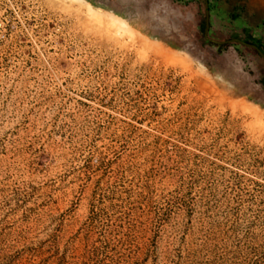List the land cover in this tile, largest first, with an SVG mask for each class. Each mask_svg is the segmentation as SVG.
<instances>
[{
  "label": "rangeland",
  "instance_id": "rangeland-1",
  "mask_svg": "<svg viewBox=\"0 0 264 264\" xmlns=\"http://www.w3.org/2000/svg\"><path fill=\"white\" fill-rule=\"evenodd\" d=\"M0 2V264H264V0Z\"/></svg>",
  "mask_w": 264,
  "mask_h": 264
},
{
  "label": "water",
  "instance_id": "water-1",
  "mask_svg": "<svg viewBox=\"0 0 264 264\" xmlns=\"http://www.w3.org/2000/svg\"><path fill=\"white\" fill-rule=\"evenodd\" d=\"M205 9H206V27H205L204 36L207 37V31H208V27H209V22H208V13H209V11H208V2L207 1L205 2ZM234 42L235 43L237 42V43H239L241 45H244V46L250 47L252 49H255L259 53V55H261L262 57H264V53L261 52L259 50V48L257 46H255V45L247 44V43H245L243 41H239V40H229V41H227L225 43H234Z\"/></svg>",
  "mask_w": 264,
  "mask_h": 264
},
{
  "label": "built area",
  "instance_id": "built-area-1",
  "mask_svg": "<svg viewBox=\"0 0 264 264\" xmlns=\"http://www.w3.org/2000/svg\"><path fill=\"white\" fill-rule=\"evenodd\" d=\"M6 14V9H5V5L0 2V28H2V19H4Z\"/></svg>",
  "mask_w": 264,
  "mask_h": 264
},
{
  "label": "bare ground",
  "instance_id": "bare-ground-1",
  "mask_svg": "<svg viewBox=\"0 0 264 264\" xmlns=\"http://www.w3.org/2000/svg\"><path fill=\"white\" fill-rule=\"evenodd\" d=\"M83 1V0H82ZM86 3V2H85ZM88 4V3H87ZM90 5V4H89ZM91 6V5H90ZM93 7V6H92ZM117 18V17H116ZM118 19H120V18H118ZM120 20H122V19H120ZM122 21H124V20H122ZM125 22V21H124Z\"/></svg>",
  "mask_w": 264,
  "mask_h": 264
},
{
  "label": "crops",
  "instance_id": "crops-1",
  "mask_svg": "<svg viewBox=\"0 0 264 264\" xmlns=\"http://www.w3.org/2000/svg\"><path fill=\"white\" fill-rule=\"evenodd\" d=\"M210 9H211V7H210ZM209 11V10H208ZM240 41V40H239ZM243 42H245V41H243ZM246 43V42H245ZM219 44H221V43H219ZM248 44V43H247Z\"/></svg>",
  "mask_w": 264,
  "mask_h": 264
},
{
  "label": "snow or ice",
  "instance_id": "snow-or-ice-1",
  "mask_svg": "<svg viewBox=\"0 0 264 264\" xmlns=\"http://www.w3.org/2000/svg\"><path fill=\"white\" fill-rule=\"evenodd\" d=\"M101 2H102V0H101Z\"/></svg>",
  "mask_w": 264,
  "mask_h": 264
}]
</instances>
